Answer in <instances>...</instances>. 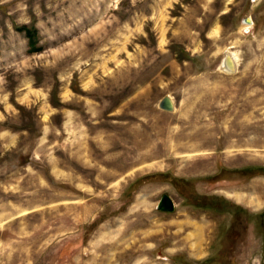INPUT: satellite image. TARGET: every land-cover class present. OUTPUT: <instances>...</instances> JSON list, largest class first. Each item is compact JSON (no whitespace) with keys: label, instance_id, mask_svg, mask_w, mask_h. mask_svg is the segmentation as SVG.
<instances>
[{"label":"rangeland","instance_id":"rangeland-1","mask_svg":"<svg viewBox=\"0 0 264 264\" xmlns=\"http://www.w3.org/2000/svg\"><path fill=\"white\" fill-rule=\"evenodd\" d=\"M0 264H264V0H0Z\"/></svg>","mask_w":264,"mask_h":264},{"label":"water","instance_id":"water-1","mask_svg":"<svg viewBox=\"0 0 264 264\" xmlns=\"http://www.w3.org/2000/svg\"><path fill=\"white\" fill-rule=\"evenodd\" d=\"M247 19H244L246 21ZM227 55L225 54L222 58V62H225V65L227 66V69L230 70V72H234L235 69L233 67L232 69V62L230 60H227ZM158 107L167 111H170L173 109V104L169 96L165 95L163 96L159 102H158ZM173 201L171 198L165 194L161 195L156 203V209L160 211H172L173 210Z\"/></svg>","mask_w":264,"mask_h":264},{"label":"bare ground","instance_id":"bare-ground-1","mask_svg":"<svg viewBox=\"0 0 264 264\" xmlns=\"http://www.w3.org/2000/svg\"><path fill=\"white\" fill-rule=\"evenodd\" d=\"M244 25L245 26H243L242 30H244V29L247 30V28L251 26L250 20H246V24H244ZM226 55H227V57H229V58H227V60H230V62H232V66H231L232 69H233V67H234V69H236V61H235V57L233 56V54L226 53ZM220 70L222 72H224L225 74H232V72H230V70L227 69L225 62L224 63L222 62ZM201 144H202V142H201ZM196 148H197V146H196Z\"/></svg>","mask_w":264,"mask_h":264},{"label":"trees","instance_id":"trees-1","mask_svg":"<svg viewBox=\"0 0 264 264\" xmlns=\"http://www.w3.org/2000/svg\"><path fill=\"white\" fill-rule=\"evenodd\" d=\"M25 35L27 36V37H30V32H29V30H26L25 31ZM30 39V38H29Z\"/></svg>","mask_w":264,"mask_h":264}]
</instances>
